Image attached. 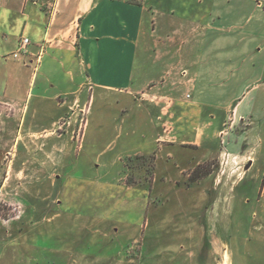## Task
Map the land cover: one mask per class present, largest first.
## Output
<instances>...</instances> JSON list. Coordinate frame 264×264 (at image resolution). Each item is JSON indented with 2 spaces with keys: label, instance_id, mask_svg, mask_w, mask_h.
Listing matches in <instances>:
<instances>
[{
  "label": "crops",
  "instance_id": "crops-1",
  "mask_svg": "<svg viewBox=\"0 0 264 264\" xmlns=\"http://www.w3.org/2000/svg\"><path fill=\"white\" fill-rule=\"evenodd\" d=\"M23 36L27 53L4 59ZM32 59L29 73L23 64ZM29 110L27 135L48 141L52 159L70 147L79 119L80 149L92 122L87 145L109 133L123 166L130 156L154 155L151 190L209 163L186 191L206 227L215 200L232 193L233 175L257 160L248 135L253 120L264 119V0H0L2 125L23 124ZM19 145L16 134L10 149Z\"/></svg>",
  "mask_w": 264,
  "mask_h": 264
},
{
  "label": "rangeland",
  "instance_id": "rangeland-1",
  "mask_svg": "<svg viewBox=\"0 0 264 264\" xmlns=\"http://www.w3.org/2000/svg\"><path fill=\"white\" fill-rule=\"evenodd\" d=\"M23 65L33 72L34 59ZM30 110L20 125H2L0 117V264H264V119L253 120L248 135L257 160L233 175L232 193L215 200L202 227L192 215L198 201L186 192L189 177L171 186L158 180L151 190L155 160L125 159L123 166L109 133L87 145L92 122L80 149L82 119L70 147L52 159L48 141L31 143L27 135ZM220 207L230 210L219 215Z\"/></svg>",
  "mask_w": 264,
  "mask_h": 264
},
{
  "label": "trees",
  "instance_id": "trees-1",
  "mask_svg": "<svg viewBox=\"0 0 264 264\" xmlns=\"http://www.w3.org/2000/svg\"><path fill=\"white\" fill-rule=\"evenodd\" d=\"M139 160V159H148L150 162L154 161V155H136L134 157H128L126 160ZM153 163V162H152ZM152 166V165H151ZM210 164L209 163H201L197 165L192 171L189 173V179L191 181H197L203 178L206 174L210 172Z\"/></svg>",
  "mask_w": 264,
  "mask_h": 264
},
{
  "label": "built area",
  "instance_id": "built-area-1",
  "mask_svg": "<svg viewBox=\"0 0 264 264\" xmlns=\"http://www.w3.org/2000/svg\"><path fill=\"white\" fill-rule=\"evenodd\" d=\"M29 44V39L27 37H21L19 39L18 47L13 53V57L17 58L20 53H27V45Z\"/></svg>",
  "mask_w": 264,
  "mask_h": 264
},
{
  "label": "water",
  "instance_id": "water-1",
  "mask_svg": "<svg viewBox=\"0 0 264 264\" xmlns=\"http://www.w3.org/2000/svg\"><path fill=\"white\" fill-rule=\"evenodd\" d=\"M249 165H250V164L248 163V164L245 166V169H247V168L249 167Z\"/></svg>",
  "mask_w": 264,
  "mask_h": 264
}]
</instances>
